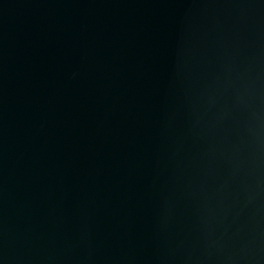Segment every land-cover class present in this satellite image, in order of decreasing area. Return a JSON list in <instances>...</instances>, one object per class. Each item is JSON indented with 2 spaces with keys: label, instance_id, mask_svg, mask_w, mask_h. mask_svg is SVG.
<instances>
[{
  "label": "water",
  "instance_id": "water-1",
  "mask_svg": "<svg viewBox=\"0 0 264 264\" xmlns=\"http://www.w3.org/2000/svg\"><path fill=\"white\" fill-rule=\"evenodd\" d=\"M0 264H264V0H0Z\"/></svg>",
  "mask_w": 264,
  "mask_h": 264
}]
</instances>
